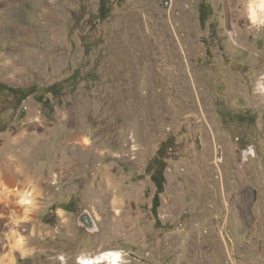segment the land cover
Segmentation results:
<instances>
[{
    "label": "rangeland",
    "instance_id": "obj_1",
    "mask_svg": "<svg viewBox=\"0 0 264 264\" xmlns=\"http://www.w3.org/2000/svg\"><path fill=\"white\" fill-rule=\"evenodd\" d=\"M111 1L0 0V81L48 100L0 97V165L33 200L12 264H264V24L250 0Z\"/></svg>",
    "mask_w": 264,
    "mask_h": 264
},
{
    "label": "bare ground",
    "instance_id": "obj_2",
    "mask_svg": "<svg viewBox=\"0 0 264 264\" xmlns=\"http://www.w3.org/2000/svg\"><path fill=\"white\" fill-rule=\"evenodd\" d=\"M260 0H250L248 5L249 14L255 12L257 22L264 18L258 7ZM23 200H29L30 204L22 203ZM33 208V200L30 192L20 185L19 177L12 172L7 166L0 165V231L7 228L8 234H0V264H12L14 253L24 256L27 253L25 232L28 229L30 217L29 210ZM8 221V223H4ZM15 234V235H14ZM22 240V244L18 246L17 242ZM6 242V245L3 243ZM6 249V251H5ZM112 251V250H110ZM105 251L88 257H77L76 262L83 257L84 259L95 261L107 252ZM101 264H107L101 261Z\"/></svg>",
    "mask_w": 264,
    "mask_h": 264
},
{
    "label": "trees",
    "instance_id": "obj_3",
    "mask_svg": "<svg viewBox=\"0 0 264 264\" xmlns=\"http://www.w3.org/2000/svg\"><path fill=\"white\" fill-rule=\"evenodd\" d=\"M112 3L111 0H98V8H97V18L99 21H105L111 10H112ZM205 17L203 16V13L199 10V19L202 20ZM61 85L59 84H52L48 87L44 88V94H50L54 98H59ZM37 88L34 85H31L27 88H20V87H12L8 84H5L4 82L0 81V97L3 95H7L10 99L14 101V106L17 108L18 115L24 113V109L21 107V104L23 101H25L29 96L34 97L35 101L39 103L40 105L44 106L48 103L47 99H44L43 95H37ZM6 97V98H7ZM6 112V110H5ZM13 114V112H12ZM8 124L6 121L0 120V133H4L7 129ZM163 146L160 147L157 150V154L155 157L151 159L149 162L147 169H153V173L150 175L151 181L155 187V193L153 195L152 201H151V213L155 219V224L158 222L157 217V210L160 206V199L159 196L163 193L164 190V163H163V155H162Z\"/></svg>",
    "mask_w": 264,
    "mask_h": 264
},
{
    "label": "clouds",
    "instance_id": "obj_4",
    "mask_svg": "<svg viewBox=\"0 0 264 264\" xmlns=\"http://www.w3.org/2000/svg\"><path fill=\"white\" fill-rule=\"evenodd\" d=\"M258 7L260 9L261 14L264 15V0H260ZM250 19H251L252 23L257 22V17H256L255 12L251 13ZM260 23L264 24V18H262L260 20ZM22 203L30 204V201L29 200H23ZM17 244H18V246L20 244H22V240L18 241ZM122 255H125V254L124 253L122 254L119 251H110V252H107L104 255L100 256L95 261L84 259L83 257H81L78 260V264H101V261H106L107 264H127V261H122Z\"/></svg>",
    "mask_w": 264,
    "mask_h": 264
},
{
    "label": "water",
    "instance_id": "obj_5",
    "mask_svg": "<svg viewBox=\"0 0 264 264\" xmlns=\"http://www.w3.org/2000/svg\"><path fill=\"white\" fill-rule=\"evenodd\" d=\"M164 7H166V4L164 5ZM218 155L220 157V150H218ZM79 221L88 231L93 232L95 230V224L87 213L83 214L80 217Z\"/></svg>",
    "mask_w": 264,
    "mask_h": 264
},
{
    "label": "crops",
    "instance_id": "obj_6",
    "mask_svg": "<svg viewBox=\"0 0 264 264\" xmlns=\"http://www.w3.org/2000/svg\"><path fill=\"white\" fill-rule=\"evenodd\" d=\"M5 84H8V85H10V86H12V87H20V88H23V87H28V86H24L23 84H22V81H21V78H12V81H10L9 83L8 82H5V81H3ZM13 82H15L14 83V85H13ZM31 85H34V86H36V87H40L41 85H42V83H40V81H33L32 82V84ZM50 86V85H49ZM37 88V89H38ZM33 96V95H32ZM29 97H31V96H29ZM29 97L25 100V101H27L28 99H29ZM25 101H23V103L25 102ZM12 125V124H11Z\"/></svg>",
    "mask_w": 264,
    "mask_h": 264
},
{
    "label": "flooded vegetation",
    "instance_id": "obj_7",
    "mask_svg": "<svg viewBox=\"0 0 264 264\" xmlns=\"http://www.w3.org/2000/svg\"><path fill=\"white\" fill-rule=\"evenodd\" d=\"M163 3L167 5L168 4V1L167 0L166 1H163Z\"/></svg>",
    "mask_w": 264,
    "mask_h": 264
}]
</instances>
